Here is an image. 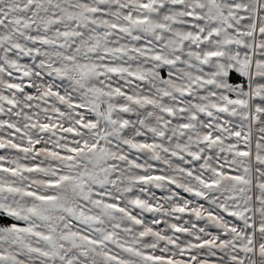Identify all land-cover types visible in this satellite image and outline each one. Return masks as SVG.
I'll use <instances>...</instances> for the list:
<instances>
[{
  "label": "snow or ice",
  "instance_id": "snow-or-ice-1",
  "mask_svg": "<svg viewBox=\"0 0 264 264\" xmlns=\"http://www.w3.org/2000/svg\"><path fill=\"white\" fill-rule=\"evenodd\" d=\"M0 264H264V0H0Z\"/></svg>",
  "mask_w": 264,
  "mask_h": 264
}]
</instances>
